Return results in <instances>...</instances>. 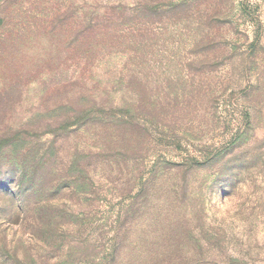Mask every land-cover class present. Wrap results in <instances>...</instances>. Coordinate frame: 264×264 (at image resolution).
Wrapping results in <instances>:
<instances>
[{"label":"rangeland","instance_id":"obj_1","mask_svg":"<svg viewBox=\"0 0 264 264\" xmlns=\"http://www.w3.org/2000/svg\"><path fill=\"white\" fill-rule=\"evenodd\" d=\"M2 6L24 40L20 92H0V140L16 138L0 164V264H111L118 237L125 264H264V0ZM96 11L108 47L91 49L94 67L113 69L114 92L138 101L124 111L148 130L104 151L42 110L76 93L65 83L92 58L73 44L76 20ZM11 167L36 171L29 204Z\"/></svg>","mask_w":264,"mask_h":264},{"label":"trees","instance_id":"obj_2","mask_svg":"<svg viewBox=\"0 0 264 264\" xmlns=\"http://www.w3.org/2000/svg\"><path fill=\"white\" fill-rule=\"evenodd\" d=\"M92 16L90 19L86 20H84V17L82 19L77 18L76 24L78 26H76V39L73 41V44L81 48L82 51L85 53L88 51L90 57L93 56L91 55L93 54V50H91L93 47L99 52H102L103 49L108 47L102 42L103 38L100 36L101 34H104V36L108 34V28L105 29L106 33L101 29V27L105 28V26L101 24V14L96 11L95 17L94 14ZM10 20L11 18L8 14L7 8L5 6L0 7V74L4 76L6 68H10L13 73L12 78L9 77V79H5L4 84H1L0 82V92L15 90L20 92L17 86L18 82L16 80V73L17 70H19L23 65V61L17 63L16 58L19 56L23 57V53L19 47L20 43L24 39L22 38V33L20 30L15 28V24H12ZM88 22L89 24L84 26V24ZM111 23H113V18L110 19L109 24ZM108 27H111V25H108ZM96 31L97 33H95ZM114 45L118 46V44L115 42L112 46ZM99 58L100 57L97 56L85 60V69L83 71L80 70L81 73H79L78 76H73L72 82L66 81L65 84L73 83L76 90L75 94L73 93L70 98H64V101L57 104L56 106L50 104L46 107L43 102L42 110L46 111V113L51 116V118L54 120V123H66L65 128L67 127V131L70 130V134H89L90 139L94 140L96 143L94 149L104 151L106 150L104 146L105 144L108 146V143H110L111 146L118 147V143H120L122 138H124V130L134 129L136 130L137 134L142 135L143 138L144 136L146 137V131L148 130H142V126L144 125L138 124L133 118V115H130L127 113V111H124L125 109L129 108L131 110H138L139 108L136 107L138 101L137 99L128 100L124 94V90L121 91L122 94L120 95H117L114 92V85L120 78L114 77L116 74L113 72V69H111V71L108 73L107 71L106 73L104 71L102 75L98 74L96 68L102 63V59ZM94 64H98V66L94 67ZM63 70L65 69H61L60 75L58 73L55 74V72L51 70L49 71V74H52L49 77H45V79L51 78V80H57V76H64V73L62 72ZM94 73L96 74L94 75ZM96 75L102 80V82H94V85L91 87H84L87 86ZM110 87L111 89H109ZM66 89L67 87H64L62 90H55V92L49 95L50 98H47L46 102H49V99H52L53 101L60 98L62 94H66ZM55 93H57V95H54ZM38 110L41 111L40 108ZM39 113L41 114V112ZM43 115L45 116L46 114ZM15 140L16 138H4L0 140V164H2L7 158L5 155L6 148L11 146L12 142ZM90 149L92 148L90 147ZM140 152L141 151H139L138 148V156L140 155ZM121 154L123 155L124 152H121ZM11 168L13 169L14 167ZM9 176L11 177L10 179L12 183L14 180H17L19 186H22L24 183L27 186L29 185L28 192L22 189L17 193L23 194V197L20 200L23 201L24 204H29L32 197L31 194L28 193H30L33 189L35 190L37 187L36 171L30 174L27 172L26 168L17 167L10 171ZM0 186L3 185L0 183ZM121 243L122 239L119 237L114 242L115 248L112 254L111 264L126 263H123L124 258L121 255L123 247ZM123 255L127 257V254ZM139 260L143 262L147 259L145 260L140 256ZM142 262L139 264H142ZM150 264H157V261H153Z\"/></svg>","mask_w":264,"mask_h":264}]
</instances>
